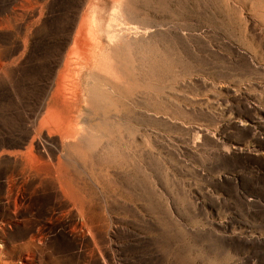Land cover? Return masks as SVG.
<instances>
[{
	"label": "rangeland",
	"instance_id": "1",
	"mask_svg": "<svg viewBox=\"0 0 264 264\" xmlns=\"http://www.w3.org/2000/svg\"><path fill=\"white\" fill-rule=\"evenodd\" d=\"M190 1L161 14L194 18L198 48L180 51L199 66L163 84L177 101L159 122H129L147 172L121 189L118 167L94 169L96 185L42 126L69 61L79 66L83 15L98 8L107 25L112 0H0V264H264V0H207V15ZM58 181L94 195L63 197Z\"/></svg>",
	"mask_w": 264,
	"mask_h": 264
},
{
	"label": "bare ground",
	"instance_id": "2",
	"mask_svg": "<svg viewBox=\"0 0 264 264\" xmlns=\"http://www.w3.org/2000/svg\"><path fill=\"white\" fill-rule=\"evenodd\" d=\"M184 1L188 3L190 0ZM112 2L107 25L100 21L98 8L90 10L93 17L83 15L74 48L80 59L79 66H73L74 60L69 61V72L60 78L51 102L47 103L42 126L55 127L61 136L60 144L55 143L56 150H61L67 164L86 171L90 181L96 183L99 174L92 171L100 169L104 163L120 169L114 178L119 188L132 189L135 184L132 178L139 180V173H146L147 166L143 158L137 159L132 155V141L127 142L126 138L130 139L136 128H131L129 122L132 118L152 123L160 121V110L166 109L169 102L177 101L173 100L174 95H166L163 84L168 81L174 85L179 75L185 72L191 75L196 69L195 60L181 54L180 47L185 43L197 50L198 46L192 40L196 35L194 18L182 23L175 20L164 23L161 14V8L165 7L166 12L175 16L183 0ZM195 2L207 15V0ZM102 34L108 36L107 45L100 41ZM61 165L62 160L58 158L57 167L52 165V168H57V173L52 172L51 177L58 178ZM35 169L41 172L42 168ZM88 184L82 182L78 191H66L60 183L63 197H93V189ZM150 189L156 191L154 182ZM115 197H118V192ZM167 206L170 226H173L175 219L169 201ZM80 216L84 218V215Z\"/></svg>",
	"mask_w": 264,
	"mask_h": 264
}]
</instances>
